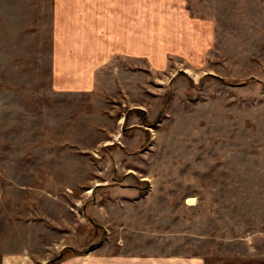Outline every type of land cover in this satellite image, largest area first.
I'll use <instances>...</instances> for the list:
<instances>
[{"label": "rangeland", "instance_id": "374dc122", "mask_svg": "<svg viewBox=\"0 0 264 264\" xmlns=\"http://www.w3.org/2000/svg\"><path fill=\"white\" fill-rule=\"evenodd\" d=\"M89 21L0 0V255L45 252L57 228L28 231L76 216L142 249L264 264V0L150 1L142 33L96 41L76 33Z\"/></svg>", "mask_w": 264, "mask_h": 264}, {"label": "crops", "instance_id": "0c3cea01", "mask_svg": "<svg viewBox=\"0 0 264 264\" xmlns=\"http://www.w3.org/2000/svg\"><path fill=\"white\" fill-rule=\"evenodd\" d=\"M150 1L156 2L160 0H57V12L60 17L72 16L73 18L90 17L96 19L95 26L91 25L90 21L87 24L82 22L78 29H76V33L80 35V39L82 34L85 35L87 33L89 35H96V41L97 38H100L98 35L109 37L108 35L114 33L122 35H138L142 33L146 2ZM167 1L173 2V0ZM177 6L180 8V5ZM67 9H72L77 14L70 15V10ZM123 38L124 42L122 46L116 45L115 42L109 43L108 41L111 40L107 39L102 44L105 45L104 48L109 50L132 49L133 40L129 42V37L124 36ZM85 39L83 38L81 42L86 43ZM88 44L86 43V45ZM140 48L142 49V46ZM124 55L129 57L128 52L124 53ZM131 56L134 57L133 54ZM142 56L143 54L140 55V57ZM81 220L80 217L76 216H73L69 221L59 217H46L43 221L44 230H38L40 227L37 226V229H32L28 232L34 236V241H36L35 238H41L42 234L44 236L47 232L53 234L51 227H49V224H52L57 228L56 231L59 237L58 241L54 242L55 245H44L45 252L43 253L32 252L30 248L19 252H4L0 255V264H51L50 262H53L54 256H58L61 253H57V251L66 248H72L78 253H74L69 257H63L59 264H205L204 258L200 255L168 253L166 250H163L167 245L162 244L160 237L154 241L158 243L156 248L153 245L150 249H142L137 244L130 243L127 240L120 239L113 241L114 232L112 227L114 224L112 222L109 223V220L99 223L103 227L104 237L103 232L91 220H89L90 222ZM35 224V220H32L29 226L31 227ZM123 225L129 226V223L123 219L119 223H116V226L119 227ZM98 230L101 232L99 236L97 235ZM133 232L137 233L135 230ZM152 233L153 231L148 234L151 235ZM97 239L100 241L97 242ZM149 239L151 240V238ZM81 240L83 241L81 242ZM96 243L98 244L95 245ZM170 248L174 249L171 245Z\"/></svg>", "mask_w": 264, "mask_h": 264}, {"label": "trees", "instance_id": "16d2710c", "mask_svg": "<svg viewBox=\"0 0 264 264\" xmlns=\"http://www.w3.org/2000/svg\"><path fill=\"white\" fill-rule=\"evenodd\" d=\"M71 250H73V249H71ZM73 251H74L75 253H78V252L75 251V250H73ZM64 256H65V253L63 252V253L61 254V256L55 258L53 261H55V260H60V259H62Z\"/></svg>", "mask_w": 264, "mask_h": 264}]
</instances>
